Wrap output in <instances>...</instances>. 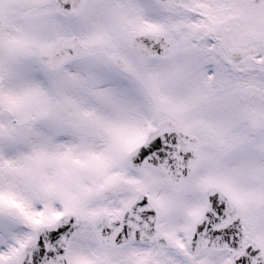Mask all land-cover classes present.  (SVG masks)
<instances>
[{
    "label": "snow or ice",
    "instance_id": "6c2138e0",
    "mask_svg": "<svg viewBox=\"0 0 264 264\" xmlns=\"http://www.w3.org/2000/svg\"><path fill=\"white\" fill-rule=\"evenodd\" d=\"M0 264H264V0H0Z\"/></svg>",
    "mask_w": 264,
    "mask_h": 264
}]
</instances>
